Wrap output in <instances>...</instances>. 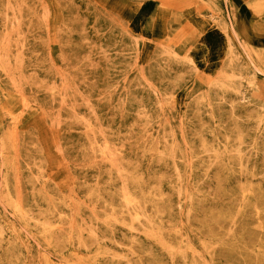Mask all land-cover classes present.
I'll return each mask as SVG.
<instances>
[{
    "label": "rangeland",
    "instance_id": "rangeland-1",
    "mask_svg": "<svg viewBox=\"0 0 264 264\" xmlns=\"http://www.w3.org/2000/svg\"><path fill=\"white\" fill-rule=\"evenodd\" d=\"M262 227L264 0H0V264H264Z\"/></svg>",
    "mask_w": 264,
    "mask_h": 264
},
{
    "label": "bare ground",
    "instance_id": "bare-ground-1",
    "mask_svg": "<svg viewBox=\"0 0 264 264\" xmlns=\"http://www.w3.org/2000/svg\"><path fill=\"white\" fill-rule=\"evenodd\" d=\"M261 111H262V109H261ZM240 144H242V143H240ZM240 148V147H239ZM103 153H104V150H103ZM105 154V153H104ZM164 155V154H163ZM162 155V156H163ZM238 155V154H237ZM177 167V166H176ZM178 171V170H177ZM181 180V179H180ZM182 194V193H181ZM180 195V194H179ZM181 196V195H180ZM129 199V198H128ZM128 201V200H127ZM190 213V212H189ZM188 216V215H187ZM138 217V216H137ZM138 219V218H137ZM143 219V218H142ZM137 222V221H136ZM46 224V223H45ZM262 226V225H261ZM263 228V227H262ZM261 228V229H262ZM264 229V228H263ZM135 230V229H134ZM3 231V230H2ZM135 232H136V230H135ZM170 232V231H169ZM137 233V232H136ZM170 234H171V232H170ZM3 236V235H2ZM92 236V235H91ZM161 237V236H160ZM161 239V238H160ZM95 240V239H94ZM96 241V240H95ZM162 241V240H161ZM164 243H165V241H164ZM97 244L99 245V242L97 241ZM100 249V248H99ZM260 249V248H259ZM257 251H258V249H257ZM252 252V251H251ZM256 252V251H255ZM254 252V253H255ZM150 253H151V251H150ZM202 253V252H201ZM99 254H100V252H99ZM115 254V253H114ZM116 255V254H115ZM117 258H118V256H116ZM124 258V257H123ZM172 258V257H171ZM116 259V258H115ZM115 259H113V260H115ZM124 259H126V258H124ZM172 260V259H171ZM184 260V259H183Z\"/></svg>",
    "mask_w": 264,
    "mask_h": 264
}]
</instances>
